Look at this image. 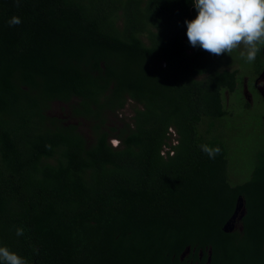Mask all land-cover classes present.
Wrapping results in <instances>:
<instances>
[{"label": "trees", "instance_id": "16d2710c", "mask_svg": "<svg viewBox=\"0 0 264 264\" xmlns=\"http://www.w3.org/2000/svg\"><path fill=\"white\" fill-rule=\"evenodd\" d=\"M197 14L193 0H0V246L27 264H208L210 249L211 264H264V168L231 183L216 133L237 73L189 43ZM240 194L248 223L227 233Z\"/></svg>", "mask_w": 264, "mask_h": 264}, {"label": "clouds", "instance_id": "9594fccd", "mask_svg": "<svg viewBox=\"0 0 264 264\" xmlns=\"http://www.w3.org/2000/svg\"><path fill=\"white\" fill-rule=\"evenodd\" d=\"M19 7L21 0H15ZM197 16L186 20L187 37L193 47L199 46L210 54L221 56L243 47L240 56L253 63L264 48V0H193ZM9 26L22 23L13 15ZM50 147V145L48 146ZM201 151L210 159L221 153L219 146L200 145ZM23 228L16 229L22 236ZM0 264H27L18 253L6 246H0Z\"/></svg>", "mask_w": 264, "mask_h": 264}, {"label": "rangeland", "instance_id": "374dc122", "mask_svg": "<svg viewBox=\"0 0 264 264\" xmlns=\"http://www.w3.org/2000/svg\"><path fill=\"white\" fill-rule=\"evenodd\" d=\"M243 51V47L240 50L233 51V54L229 56L224 54L221 57L220 63L234 62L239 64L241 74L245 75L249 73L254 66L253 63H248L244 58L240 56V52ZM260 54V53H259ZM259 54L257 56H259ZM233 106L228 109L229 117L226 119L225 135L229 142V158H230V176L231 183H240L246 180L250 175L251 166L256 161V154L258 151H263V146H260L263 132H259L257 129V123L251 119L250 115H247V110H242L241 101L237 96L233 98ZM239 107V108H238ZM63 106L58 103L54 106L55 115H61ZM130 117V113H126ZM264 142V141H263ZM118 145V142H115Z\"/></svg>", "mask_w": 264, "mask_h": 264}, {"label": "flooded vegetation", "instance_id": "af4514ba", "mask_svg": "<svg viewBox=\"0 0 264 264\" xmlns=\"http://www.w3.org/2000/svg\"><path fill=\"white\" fill-rule=\"evenodd\" d=\"M223 67L230 72L236 71L237 73V82L234 91H224L223 93L227 108L233 106V98L237 96L242 105L241 113L244 109L247 110V115L253 116L251 119L257 123V129L259 130L258 133H264V48L261 49L259 56L256 57L253 68H251L249 73H246L245 75L241 74L240 66L237 63L226 62L223 64ZM225 129V126L222 125L216 134L227 140V137L224 134ZM263 141L264 135L262 136V140L260 142V146H263L264 148ZM258 166L264 168V150L257 152L256 161L253 166H251L249 177H253L255 175L254 173ZM238 201L242 207L241 209H238L233 225L234 232L242 233L245 231V226L248 223L247 218L249 212L246 206V200L244 196L240 194L236 201L234 213L237 210V205H239Z\"/></svg>", "mask_w": 264, "mask_h": 264}, {"label": "water", "instance_id": "95a60500", "mask_svg": "<svg viewBox=\"0 0 264 264\" xmlns=\"http://www.w3.org/2000/svg\"><path fill=\"white\" fill-rule=\"evenodd\" d=\"M239 203V201H238ZM242 205H237V210L235 211L234 215L232 216V219L228 222V224L225 226L224 230L227 232V233H231V232H234V225H233V221L236 219V216H237V211L238 209H241ZM192 253V247H188V249L184 252V254L182 255V260L185 261L186 258L188 256H190V254ZM204 257V251H201V258ZM212 260H213V249H210V257H209V263L208 264H211L212 263Z\"/></svg>", "mask_w": 264, "mask_h": 264}]
</instances>
